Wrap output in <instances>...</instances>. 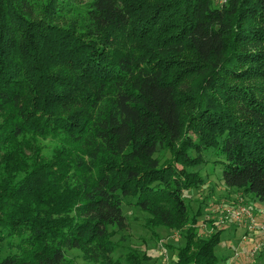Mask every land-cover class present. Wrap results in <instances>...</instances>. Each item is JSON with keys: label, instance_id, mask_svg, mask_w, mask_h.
<instances>
[{"label": "trees", "instance_id": "obj_1", "mask_svg": "<svg viewBox=\"0 0 264 264\" xmlns=\"http://www.w3.org/2000/svg\"><path fill=\"white\" fill-rule=\"evenodd\" d=\"M210 151L264 205V0H0V264H113L128 206L185 227ZM193 228L176 264H219Z\"/></svg>", "mask_w": 264, "mask_h": 264}, {"label": "rangeland", "instance_id": "obj_2", "mask_svg": "<svg viewBox=\"0 0 264 264\" xmlns=\"http://www.w3.org/2000/svg\"><path fill=\"white\" fill-rule=\"evenodd\" d=\"M215 2L224 3L223 0ZM204 157L205 162L195 169L202 183L184 193L188 224L181 229L149 224L147 214L135 207H126L128 229L115 233L112 238L117 246L110 258L113 264H176L188 226L194 227L202 239L219 234L214 253L219 264H264V205L243 189L226 187L221 180V166L212 162L213 152ZM156 158L164 163L170 154L158 150ZM238 208L246 210L251 217L244 216L240 223L233 222L228 211ZM67 256L73 264H96L84 260L77 251H70Z\"/></svg>", "mask_w": 264, "mask_h": 264}, {"label": "built area", "instance_id": "obj_3", "mask_svg": "<svg viewBox=\"0 0 264 264\" xmlns=\"http://www.w3.org/2000/svg\"><path fill=\"white\" fill-rule=\"evenodd\" d=\"M223 1L225 2L226 0H223ZM228 214L231 217V220H233V222H236V223H240L241 218L244 216L251 217L250 214L242 208H238V209L233 210V211H228ZM225 216L229 217L228 215H225ZM263 220H264V218H263Z\"/></svg>", "mask_w": 264, "mask_h": 264}]
</instances>
